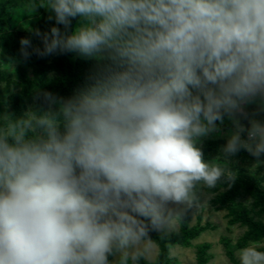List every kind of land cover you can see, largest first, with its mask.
<instances>
[{
    "label": "clouds",
    "instance_id": "obj_1",
    "mask_svg": "<svg viewBox=\"0 0 264 264\" xmlns=\"http://www.w3.org/2000/svg\"><path fill=\"white\" fill-rule=\"evenodd\" d=\"M40 8L64 30L29 28L43 48L22 37L21 60L97 67L68 97L38 91L17 112L13 86L0 100V264H138L202 189L233 187L242 150L264 167V0H29Z\"/></svg>",
    "mask_w": 264,
    "mask_h": 264
},
{
    "label": "trees",
    "instance_id": "obj_2",
    "mask_svg": "<svg viewBox=\"0 0 264 264\" xmlns=\"http://www.w3.org/2000/svg\"><path fill=\"white\" fill-rule=\"evenodd\" d=\"M14 0H0V24H8L11 20L12 12L14 9ZM50 13H45L35 24L29 28L39 29L41 32L50 31L53 26L60 27L63 31L62 25H56L54 19L49 20ZM76 20H73L74 26ZM29 28L27 30H29ZM24 30L22 32H5L0 35V57L5 61L21 60L19 55V40L22 37H28L32 40L34 46L43 48L42 41L31 32ZM31 51V49H29ZM52 56L38 57L32 55L30 60L25 62L32 68L31 74L22 67L17 68V79L13 82L15 88L14 94L10 97L11 108L17 112L23 111L28 105L33 103V98L37 92L48 91L55 95L68 97L76 90L81 88L83 81H73L74 69L80 64L72 65L68 60V54L59 55L54 58L52 63L49 59ZM56 66L58 71L54 77H49L47 69L50 66ZM6 71L0 70V84L5 83L6 91L9 89L8 76ZM4 97V93L0 92V100ZM2 111V108H0ZM205 159L213 158L218 155V147L211 145L204 149ZM207 195H216L212 200L214 204L221 205L228 210L229 224L243 227L246 229L244 235L239 239L238 246L244 248L251 244L264 243V223L258 218H264V189L253 179L239 174L236 183L230 189L227 185L218 186L215 189H202ZM245 199L249 201L246 205L244 202L239 201ZM199 231L192 229L189 230L185 226L180 232L170 234L158 235L155 231L150 233L151 241L159 247L158 259L152 264H170L168 259L169 246L177 242L180 245H187L191 238L198 235ZM258 250L264 251V248ZM231 259L234 264H238L235 260ZM141 264H148L143 260H139Z\"/></svg>",
    "mask_w": 264,
    "mask_h": 264
},
{
    "label": "rangeland",
    "instance_id": "obj_3",
    "mask_svg": "<svg viewBox=\"0 0 264 264\" xmlns=\"http://www.w3.org/2000/svg\"><path fill=\"white\" fill-rule=\"evenodd\" d=\"M28 3L29 0H14L11 20L8 24H0V35L5 32H22L27 30L48 12L40 8L36 14L31 16V13L27 9ZM76 24L77 21H75L73 28ZM58 56L53 55L48 62L52 63L53 59ZM68 60L72 62V65L80 64L78 68L74 69L72 80L74 82L83 81L81 84V87H83L87 82L88 76L96 70V61L78 57L75 53L68 54ZM56 66L48 67L47 74L49 77L52 78L57 75ZM18 67L27 70L28 75L31 74L32 68L22 60L5 61L0 57V70L7 73L9 89L13 87V82L18 80ZM5 89V83L0 84V92L7 93ZM251 110L252 108L249 109V111ZM259 118L264 119V114ZM221 128L222 133L220 135H214L204 141V149L211 145H216L219 152V148L226 143L228 138L227 133L232 128L231 122L225 118V122ZM233 159L236 162L231 166L238 172V175L243 174L253 179L264 189V167L260 169L253 168V157L243 150ZM215 197L216 195H207L201 190L197 205L186 209V215L183 220L178 221L174 218L161 231H155L158 235L170 234L180 232L184 226L189 230L195 229L199 231L198 235L191 238L187 245L183 246L174 242L169 246L168 259L171 261L170 264H234L231 256L239 264V250L242 248L237 244L246 232V229L238 224H229L230 219L227 217L228 210L221 205L214 204L212 200ZM239 201L244 202L246 205L249 204V201L245 199H240ZM170 207L174 206L170 205ZM258 220L264 223V218L261 217ZM249 246H256L259 249L264 248V243L251 244ZM140 250L143 253L141 260L144 262L152 264L158 259L159 247L154 242L148 241L142 244ZM110 260L113 261V264H117L119 254L115 257H110ZM129 264H131V261ZM138 264L141 263L138 262Z\"/></svg>",
    "mask_w": 264,
    "mask_h": 264
}]
</instances>
